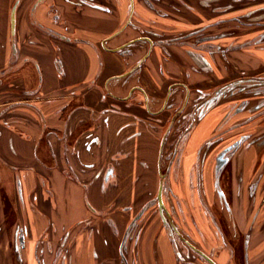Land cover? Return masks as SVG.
Here are the masks:
<instances>
[{
	"label": "crops",
	"instance_id": "0c3cea01",
	"mask_svg": "<svg viewBox=\"0 0 264 264\" xmlns=\"http://www.w3.org/2000/svg\"><path fill=\"white\" fill-rule=\"evenodd\" d=\"M14 1L0 0V264H123L121 243L146 204L128 241L131 260L178 264L151 203L162 134L187 90L189 98L193 87L227 80L209 46L239 36L226 25L207 30L229 17H264V0L236 9L225 0H19L11 32ZM199 125L181 161L185 182L209 134ZM145 189L150 196L139 199ZM242 189L231 210L246 235L243 263L264 264V218L247 222ZM227 255L235 259L221 248L213 258L239 264Z\"/></svg>",
	"mask_w": 264,
	"mask_h": 264
},
{
	"label": "rangeland",
	"instance_id": "374dc122",
	"mask_svg": "<svg viewBox=\"0 0 264 264\" xmlns=\"http://www.w3.org/2000/svg\"><path fill=\"white\" fill-rule=\"evenodd\" d=\"M18 1L15 0L14 5ZM240 1L225 0V3L236 9L251 6L254 0H242L241 3ZM257 12L253 15L250 13L229 17L207 30L218 32L223 25H226L230 30L226 35L239 36L233 40L231 38L230 41H223L225 42L223 44L218 41L211 43L214 48L211 47L210 50L215 52H210L217 53L216 57L224 66L227 80L224 82L215 80L211 83L207 82L206 85L193 87L189 98L186 87L187 92L176 106L175 116L171 120L176 123L170 124L167 131L162 134L160 142L162 151L160 149L159 152L161 167L160 158L156 165L158 175L163 171L167 174L171 161L168 152L171 148L173 151L177 150V162L181 156L184 157L188 151L190 152L187 144L199 123V126L203 125L209 131L205 132L209 134L192 155L191 176L185 182L180 173L179 160L177 185L172 193L169 194L167 191L165 193L168 210H171L174 217L169 219L171 223L169 231L176 240L174 242L171 237L173 245L176 246L178 264H208L196 251L186 245V239L206 251L211 257L216 256L220 248L229 250L230 245L226 242H234L236 247L239 245L240 249L243 248L246 235L244 232L237 233L232 212L233 203L241 198V195L238 196L239 186H242L244 193L242 192V204H239L241 202L238 204L241 209L245 206V210H242L245 212L247 222H250L252 217L255 219L257 215L261 218L260 221L264 218V106L260 107L264 105V17L258 16L261 11ZM202 33V30L195 33L194 38ZM218 46L224 55L219 50H215ZM207 58L209 59V56ZM207 58L203 56L199 59V67L205 73L211 68L206 62ZM208 85L210 88L207 89ZM236 89L241 90L235 93ZM246 98H248V102L245 101L246 105H257L256 109L251 110L246 106L247 108L241 107L243 109L241 111L237 110L242 100ZM235 104L237 107L234 106ZM241 136H245L246 140H240L234 145ZM231 168L235 172L233 177L230 174ZM255 185L258 186L256 198L251 195ZM148 190L145 189L139 195V199L143 200L144 197L147 199L150 196ZM252 199L256 202L250 205ZM131 207L132 205H129V208ZM166 215L168 218L169 215ZM11 221H13L12 217ZM175 228L180 231V236L175 234ZM21 232L23 233V230H20L19 234ZM130 236L125 237L121 243L120 256L123 264H135L129 255ZM15 242L17 246L14 251L17 253L21 246L19 237ZM238 253L239 255H236L238 257L234 260L227 255L228 261L238 260L237 263L244 264L239 251Z\"/></svg>",
	"mask_w": 264,
	"mask_h": 264
},
{
	"label": "flooded vegetation",
	"instance_id": "af4514ba",
	"mask_svg": "<svg viewBox=\"0 0 264 264\" xmlns=\"http://www.w3.org/2000/svg\"><path fill=\"white\" fill-rule=\"evenodd\" d=\"M43 2V0H36V2L35 3H37V4H41ZM147 2L151 5V6H153V4H152V2L151 1H149V0H147ZM34 3V4H35ZM17 4V7H16V20H17V8H19V5H20V2H17L16 3ZM11 13H12V9H11V12H10V18H11ZM12 20V19H11ZM16 20H15V23H16ZM54 20L55 21H57V20H59V17H58V15L56 14V16H55V18H54ZM16 25V24H15ZM16 27V26H15ZM12 32H13V30H12ZM195 33H199V31H195V32H193V33H190V34H188L187 36H191V35H194L195 36ZM183 37V36H182ZM199 37H201V35L199 36ZM198 37V38H199ZM207 39V37L206 38H204V40H206ZM211 39V38H210ZM206 45H209V44H206ZM210 48L212 47V48H214L212 45H210L209 46ZM210 50V49H209ZM215 50H221L220 49V47L218 46V48L217 49H215ZM211 52L213 51V52H215L214 50H210ZM210 52V53H211ZM220 52H222V55L224 54V52L223 51H220ZM241 89H236L234 92L235 93H238V91H240ZM243 102H242V104H240V108L238 107L237 108V110H239L240 109V111L241 110H243L241 107H250V109L252 110L253 108L254 109H256L255 107H257V105H246L247 104V102H248V98H246L245 100H242ZM245 101H247V102H245ZM244 104V105H243ZM235 107H237V104H235L234 105ZM264 105H262V106H260V107H263ZM246 107V108H247ZM240 140H246V137L245 136H241L235 143H234V145L237 143V142H239ZM243 141V142H244ZM172 144H174V142L172 143ZM230 148H231V146H230ZM227 149H229V148H227ZM226 149V150H227ZM172 152H174V153H172ZM168 153H170V157H171V161H170V164H169V166H168V171H167V174H164V171H163V173L161 174V182H160V187H159V190H160V188L162 187V198H163V207H161L160 206V204H159V199H158V194H159V190H158V193H157V195L152 199V202L151 203H154L156 206H157V208L159 209V212H160V214H161V216H162V218H163V222H164V225L165 226H167L168 227V229L170 228V226H169V224H171V223H169L170 222V220H171V218H174L173 216H172V212H171V210H168V206H167V201L165 200V193H167V192H169V194L170 193H172L173 191H174V188H172V186H171V181H172V179H173V177H172V173L175 175L174 177H175V179H178V167H177V164H178V162H179V160H180V163H181V161H182V159H183V156H181L180 157V159H178V162H177V159H176V156H177V150L176 151H173V148H171L170 150H169V152ZM176 159V160H175ZM173 166V168H174V172L173 171H171L170 172V170H171V167ZM180 166H181V164H180ZM163 170V169H162ZM233 173H235L234 172V170H233V168H231V171H230V174H231V177H233ZM231 181H232V179H231ZM216 185H218V184H216ZM255 190L258 188V186L257 185H255L254 187H253ZM167 191V192H166ZM146 206H148V208H149V204H146L145 205V207ZM145 207L141 210V212L138 214V216L139 215H141L143 212H144V209H145ZM148 210V209H147ZM146 213V212H145ZM166 214H168L169 216H168V218H167V215ZM170 219V220H169ZM136 222H137V220H135L132 224H131V226H130V228H129V231H128V233H127V235H126V237H129V235H131V233L133 232V230L132 229H134V227H135V225H136ZM134 224V225H133ZM175 234L176 235H178V236H180L181 235V233H180V231L179 230H177V228H175ZM174 235L173 234H171V237H172V239L174 240V242L176 241L175 240V238L173 237ZM228 243V245H230V247H229V251L231 252V254H234V256L235 257H238V256H236V255H239V253H238V251L240 252V255L243 257V255H242V251H243V249L245 248V240H244V246H243V248L242 249H240V247H239V245L236 247V244L234 243V242H226V244ZM186 245H188V247H190V248H192V250H194V251H196L203 259H204V261L205 262H207L208 264H213V263H211L200 251H202V252H204L206 255H208L209 257H211L206 251H203V250H201V249H199L198 247H196L191 241H189L188 239H186ZM175 247V251H176V257H178V255H177V250H176V246H174ZM225 249V248H224ZM180 256V255H179ZM241 257V258H242ZM213 260H214V258L213 257H211ZM214 262H215V260H214ZM215 264H217L216 262H215Z\"/></svg>",
	"mask_w": 264,
	"mask_h": 264
},
{
	"label": "water",
	"instance_id": "95a60500",
	"mask_svg": "<svg viewBox=\"0 0 264 264\" xmlns=\"http://www.w3.org/2000/svg\"><path fill=\"white\" fill-rule=\"evenodd\" d=\"M16 7H17V4L14 5V7H12V13H11V26H12V30L13 32H15V20H16ZM158 199H159V204L161 207H163V198H162V187L160 188L159 190V194H158ZM20 239H21V242L24 241L25 239V236L24 235H20ZM211 263L215 264L214 260L209 257L208 255H206L204 252L200 251Z\"/></svg>",
	"mask_w": 264,
	"mask_h": 264
},
{
	"label": "trees",
	"instance_id": "16d2710c",
	"mask_svg": "<svg viewBox=\"0 0 264 264\" xmlns=\"http://www.w3.org/2000/svg\"><path fill=\"white\" fill-rule=\"evenodd\" d=\"M147 209H148V206L145 207L144 212H143L141 215L137 216V217L135 218V220H138L139 218H142L143 215L145 214V212L147 211ZM135 220H134V221H135Z\"/></svg>",
	"mask_w": 264,
	"mask_h": 264
}]
</instances>
